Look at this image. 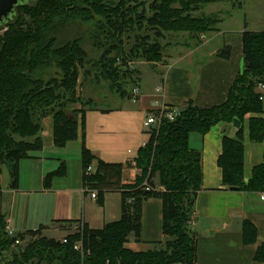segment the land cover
<instances>
[{
    "label": "trees",
    "instance_id": "obj_1",
    "mask_svg": "<svg viewBox=\"0 0 264 264\" xmlns=\"http://www.w3.org/2000/svg\"><path fill=\"white\" fill-rule=\"evenodd\" d=\"M220 0H35L18 7L0 30V165L7 168L10 188L18 186V165L28 154L43 148V121L52 120V142L63 148L81 134L82 184L86 193L96 191V202L119 192L121 216L101 229L75 223L62 240L41 236L44 228L10 236L0 214V264H196L197 239L191 229L197 193L202 188L201 154L190 149L192 133L205 135L220 123L241 124L247 115L249 140L264 144V31L242 33V70L224 103L200 108L188 102L173 121L152 128L146 145L139 149L135 167L140 175L133 184L122 183V172L130 166L107 164L100 160L96 170L87 169L95 160L85 146V115L97 110L91 100L77 98V86L92 76L103 80L120 100L130 99L138 85L134 63H161L166 49L165 33L188 35L185 47L198 46L201 37L218 32L217 16H194L202 7ZM96 21L94 47L100 55L93 59L79 39L59 43V31L71 21ZM103 42L101 41V38ZM215 58L229 60L231 47L222 46ZM55 67L59 78L44 80L39 72ZM79 104L80 109H73ZM85 108L88 110L86 111ZM69 111V113H68ZM244 146L242 129L236 138L222 139L217 166L225 190L243 193L264 192L263 162L254 167L247 183L243 180ZM65 174L64 165L48 174L44 187ZM149 199L162 203L161 231L165 243H155L147 252L126 247L129 235L139 240L142 205ZM71 227V224L70 226ZM28 237L22 248L19 244ZM256 229L242 224L243 245L255 243ZM19 242V244H16ZM78 246L76 249L75 247ZM254 261L264 263V244Z\"/></svg>",
    "mask_w": 264,
    "mask_h": 264
},
{
    "label": "crops",
    "instance_id": "obj_2",
    "mask_svg": "<svg viewBox=\"0 0 264 264\" xmlns=\"http://www.w3.org/2000/svg\"><path fill=\"white\" fill-rule=\"evenodd\" d=\"M245 31H249L246 24L240 30L236 27L219 29L204 35V41L198 46L185 47L182 43L165 49L167 51L162 55L165 54L166 58L163 57L161 63L135 62L139 81L135 87L139 92L137 97L120 100V104L114 107H98L86 112L85 146L95 158L91 173L96 170L98 160L107 164H128L130 167L122 172V183L133 184L140 175L134 164L138 151L149 138L143 128L147 115L161 106L180 111L188 102L200 108L224 103L235 76L243 67L242 33ZM222 46L231 47L229 60L215 58ZM143 64L144 73L139 69ZM257 92L262 95L264 109V88H258ZM251 117L254 116L247 115L241 124H217L203 136L189 135V147L201 154L202 167V188L197 193L191 223L197 239L196 264H264L254 261L257 249L264 244V199H261L264 192L225 190L217 166L222 139L236 138L239 128L243 135L245 183L251 178L253 168L263 162L264 144L249 140ZM256 117L264 119V113ZM81 151L80 133L77 140L68 142L63 148H56L52 138L48 142L43 140L42 150L30 152L27 159L19 162L16 189L10 188L8 170L0 165V214L5 218L10 236L42 227L41 236L62 240L74 230L75 223L101 229L120 220L119 192L106 193L103 206L85 192ZM62 164L65 174L54 178L49 188H45V177ZM5 194L9 197L8 205L4 202ZM244 221L256 229L254 244L243 245ZM161 225V201H145L140 238L137 240L134 235H129L126 247L133 252L154 250L155 243L167 241ZM28 240L26 237L22 243Z\"/></svg>",
    "mask_w": 264,
    "mask_h": 264
},
{
    "label": "rangeland",
    "instance_id": "obj_3",
    "mask_svg": "<svg viewBox=\"0 0 264 264\" xmlns=\"http://www.w3.org/2000/svg\"><path fill=\"white\" fill-rule=\"evenodd\" d=\"M34 1L35 0H31L30 3L33 4ZM148 1L151 2L152 0ZM210 15L217 16L216 18L220 21L219 24H217V28L221 30L227 27H236L240 30L246 24L249 31H264V0H220L208 4L194 13V16L196 17ZM221 22L224 24L220 25ZM226 22L228 23L226 24ZM5 31H7V28L0 30V35H3ZM97 32L98 28L96 21L84 22L77 19L71 21L68 25H65V27L59 31L57 40L59 43H64L73 39H79L81 47L89 54V56L93 59H97L100 55V50L99 48L94 47L93 44V38L97 35ZM100 39L103 42L102 37ZM202 40L203 36L201 37V41ZM187 41V34L165 33L164 38L161 40V44L167 49L171 46L175 47L179 44L186 43ZM166 51L167 50H164L163 52L166 53ZM162 57L166 58L165 54L162 55ZM161 61L163 62V60ZM139 69L144 73V64L140 66ZM38 77H41L44 80L59 78L60 72L55 67H52L39 72ZM79 84L80 97L83 98V100H91L99 108L114 107L120 104L118 96L111 91L109 84L103 80L96 81L90 76L83 83ZM133 89L134 88L130 86L127 88L128 92ZM131 97L135 99L137 96L133 95L131 91ZM73 109H80V105H73ZM85 110L87 111L88 109L85 108ZM42 127L43 129L40 136L42 141L45 140V142H48L52 138V120L50 117L43 121ZM4 202L7 205L9 203V197L6 194L4 195ZM49 236L52 237L51 234H49ZM29 241L30 240L24 243L20 242L19 245L24 248Z\"/></svg>",
    "mask_w": 264,
    "mask_h": 264
},
{
    "label": "built area",
    "instance_id": "obj_4",
    "mask_svg": "<svg viewBox=\"0 0 264 264\" xmlns=\"http://www.w3.org/2000/svg\"><path fill=\"white\" fill-rule=\"evenodd\" d=\"M259 88H264L263 86H260ZM132 94L137 96L139 94L138 89L134 88L132 90ZM262 99V98H261ZM179 110L175 108H171L168 106H161L158 108L156 111L150 113L145 117V120L143 122V128L145 129L146 133L148 136H150L149 132L152 128H158L159 124L164 121H173L178 115H179ZM146 143L142 145L144 147ZM134 163V162H132ZM135 164V163H134ZM87 172H91V168L87 169ZM89 195L92 199L96 200L97 193L96 191H90ZM261 199H264V195L261 196ZM10 235V234H9ZM16 244H19V242H16ZM76 249L78 246L75 247Z\"/></svg>",
    "mask_w": 264,
    "mask_h": 264
},
{
    "label": "water",
    "instance_id": "obj_5",
    "mask_svg": "<svg viewBox=\"0 0 264 264\" xmlns=\"http://www.w3.org/2000/svg\"><path fill=\"white\" fill-rule=\"evenodd\" d=\"M24 5L23 0H0V27L13 17L15 9ZM80 97V84L77 86V98Z\"/></svg>",
    "mask_w": 264,
    "mask_h": 264
},
{
    "label": "flooded vegetation",
    "instance_id": "obj_6",
    "mask_svg": "<svg viewBox=\"0 0 264 264\" xmlns=\"http://www.w3.org/2000/svg\"><path fill=\"white\" fill-rule=\"evenodd\" d=\"M30 1H31V0H23L24 5H27L28 3H30ZM21 6H22V5H21ZM18 7H20V6H18ZM18 7L15 9V11H17ZM14 13H15V12H14Z\"/></svg>",
    "mask_w": 264,
    "mask_h": 264
}]
</instances>
